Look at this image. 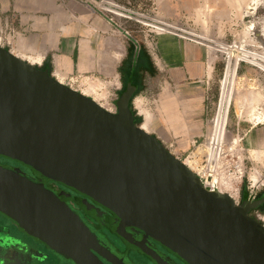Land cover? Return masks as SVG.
Listing matches in <instances>:
<instances>
[{
  "label": "water",
  "instance_id": "water-1",
  "mask_svg": "<svg viewBox=\"0 0 264 264\" xmlns=\"http://www.w3.org/2000/svg\"><path fill=\"white\" fill-rule=\"evenodd\" d=\"M0 156L41 176L36 182L0 166V212L72 264L125 263L49 181L114 214L119 235L157 264L148 238L188 264H264V226L250 204L203 185L135 124L125 96L112 113L2 46Z\"/></svg>",
  "mask_w": 264,
  "mask_h": 264
},
{
  "label": "crops",
  "instance_id": "crops-1",
  "mask_svg": "<svg viewBox=\"0 0 264 264\" xmlns=\"http://www.w3.org/2000/svg\"><path fill=\"white\" fill-rule=\"evenodd\" d=\"M101 1L0 0V30L10 33H0V46L64 84L102 79L118 90L117 112L125 96L134 122L141 118L135 124L181 154L203 128L219 74V54L206 44L224 40L253 0H153L166 24L191 27L201 38L136 24L126 25L127 38L97 8ZM112 1L139 11L146 3ZM247 131L253 155L263 153L264 127Z\"/></svg>",
  "mask_w": 264,
  "mask_h": 264
},
{
  "label": "rangeland",
  "instance_id": "rangeland-1",
  "mask_svg": "<svg viewBox=\"0 0 264 264\" xmlns=\"http://www.w3.org/2000/svg\"><path fill=\"white\" fill-rule=\"evenodd\" d=\"M144 4L139 11L133 7V3H126L139 13L155 16L157 20L155 26L142 27L145 31L156 34L168 30L179 36L201 38V35L191 27H181L176 23L166 24L153 0H146ZM238 15L239 18L234 21L231 30L235 32L231 33L228 29L224 40L210 41L206 44L207 47L217 51L220 65L219 74L213 86L209 112L198 136L191 140L184 152L175 156L184 163L189 157L190 160L195 155L197 158L201 157L196 151L197 147L203 144L204 137L208 136L211 130L213 134L219 133L221 140L215 149L216 152L219 150V153L215 165L216 173L213 176L216 179L214 189H219L228 195L233 194L235 202L243 205L246 201L253 202L258 194H264V152L256 150L258 154L253 155L254 152L248 147L245 138L247 130L253 126L264 127V29H262L264 28V0H253ZM129 24L135 25L132 21L126 23V25ZM228 63L232 68L235 63V74L230 77V80L223 82ZM66 85L93 98L108 111L117 112L118 90L102 79H84ZM223 89L224 93L230 97L224 121L219 112ZM209 148H206L207 152L210 151ZM253 210L252 215H249L264 226V208L259 210L256 206Z\"/></svg>",
  "mask_w": 264,
  "mask_h": 264
},
{
  "label": "flooded vegetation",
  "instance_id": "flooded-vegetation-1",
  "mask_svg": "<svg viewBox=\"0 0 264 264\" xmlns=\"http://www.w3.org/2000/svg\"><path fill=\"white\" fill-rule=\"evenodd\" d=\"M0 166L19 169L22 174L36 182L41 180V176L37 172L9 158L0 156ZM46 187L60 197L68 198V204L71 208L80 213L85 223L110 247L112 253L125 264H157L154 259L129 244L119 235L117 228L120 221L114 214L90 198L61 183L49 181ZM248 203L246 201L243 205L246 206ZM249 204L248 213L250 215H252L256 206L259 210L264 208V194H258L254 201ZM127 231L137 239L143 237V232L138 229L131 230L127 228ZM148 241L149 246L159 254L160 264H188L154 239L148 238ZM102 260L109 264L104 259ZM0 264L71 263L0 212Z\"/></svg>",
  "mask_w": 264,
  "mask_h": 264
},
{
  "label": "built area",
  "instance_id": "built-area-1",
  "mask_svg": "<svg viewBox=\"0 0 264 264\" xmlns=\"http://www.w3.org/2000/svg\"><path fill=\"white\" fill-rule=\"evenodd\" d=\"M77 1L81 3H89V0ZM97 8L100 11L107 13L110 16L111 21L116 25L118 31L127 38H132V33L126 28L127 22L132 21L138 26L153 28L157 21L155 16H152L149 13H139L138 11L132 9L129 5L119 4L112 0H102L97 4ZM0 33H3V35L6 36L5 39H7L10 34L4 29L0 30ZM74 82L76 81H73L71 83ZM213 126L214 123L212 127ZM214 134L211 130L209 135L204 137L203 144H200V146L197 147V155H201V157L197 158L195 155L193 156L192 160H190L189 157L187 162H185V164L200 178L203 185L212 190H215L212 180L214 174L216 173L215 165L219 153V150L216 152L215 149H217L216 145H218L219 140H221L219 137V133L214 132ZM195 143H193V146H195ZM207 147H210L209 152L206 151Z\"/></svg>",
  "mask_w": 264,
  "mask_h": 264
},
{
  "label": "bare ground",
  "instance_id": "bare-ground-1",
  "mask_svg": "<svg viewBox=\"0 0 264 264\" xmlns=\"http://www.w3.org/2000/svg\"><path fill=\"white\" fill-rule=\"evenodd\" d=\"M262 29H264V28H262ZM262 30H260V32H261ZM263 32H264V30H263ZM263 34V33H262ZM262 47V46H261ZM230 63H228V66H227V69H226V72H225V80L223 81V82H227V80H230V77L231 76H233L234 74H235V63H234V65H233V68L232 67H230V65H229ZM228 98H230L229 97V95L228 94H225L224 93V89H223V91H222V97H221V105H220V109H219V112L222 114V117H223V121H224V119H225V114H226V111H227V106H228ZM212 183H213V185L214 184H216V179L215 178H213V180H212ZM219 190V189H218ZM219 191H221V190H219ZM222 192V191H221ZM231 193V192H230ZM232 195L233 194H230V196L232 197ZM233 198V197H232Z\"/></svg>",
  "mask_w": 264,
  "mask_h": 264
},
{
  "label": "trees",
  "instance_id": "trees-1",
  "mask_svg": "<svg viewBox=\"0 0 264 264\" xmlns=\"http://www.w3.org/2000/svg\"><path fill=\"white\" fill-rule=\"evenodd\" d=\"M141 122V118L140 117H137L135 116V123L136 124H139Z\"/></svg>",
  "mask_w": 264,
  "mask_h": 264
}]
</instances>
